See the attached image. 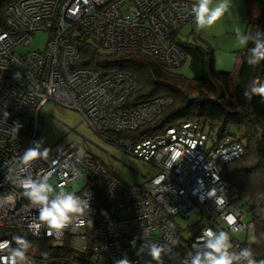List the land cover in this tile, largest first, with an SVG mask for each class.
<instances>
[{
    "label": "built area",
    "instance_id": "obj_1",
    "mask_svg": "<svg viewBox=\"0 0 264 264\" xmlns=\"http://www.w3.org/2000/svg\"><path fill=\"white\" fill-rule=\"evenodd\" d=\"M195 3L14 0L5 7L0 25V242L9 245L0 250V264H8L11 249L18 247L2 234L14 229H24L38 240L69 237L83 249L84 228L98 194L104 204L95 221L92 252L106 257L104 264L125 258L129 264H192L198 254L204 261L208 229L214 237L228 234L230 253L246 247L243 238L253 234L254 224L245 219L237 203L238 190L221 178L224 165L244 153L242 135L207 132L197 121L185 120L134 138L129 133L161 121L172 97L161 93L137 102L131 97L140 86L128 73L105 75L77 66L78 43L85 39L103 51H143L166 68L180 67L186 54L171 37L194 18ZM38 32L48 34L45 46L23 51ZM15 73L20 74L18 79ZM47 102L79 112L101 140L150 163L155 174L145 185L125 184L99 157L74 141L63 144V139L50 148L54 152L49 158L20 161L26 149L36 146L33 142L41 141V146L45 139L38 114ZM29 177L35 181L47 177L53 190L75 192L88 202L85 214L48 235L47 224L38 220V206L30 203L20 187ZM209 190H215L214 197ZM57 194L51 192L50 199ZM176 217L195 219L182 228ZM32 222L40 224L38 235L29 229ZM153 245L161 248L158 259L151 255Z\"/></svg>",
    "mask_w": 264,
    "mask_h": 264
},
{
    "label": "trees",
    "instance_id": "obj_2",
    "mask_svg": "<svg viewBox=\"0 0 264 264\" xmlns=\"http://www.w3.org/2000/svg\"><path fill=\"white\" fill-rule=\"evenodd\" d=\"M12 1L0 0V25L3 11ZM245 2L249 34L258 30L264 32V0ZM171 40L186 54L185 62L189 61L191 79L175 69L164 67L147 52H104L85 39L78 43L80 58L77 66L89 67L105 75L119 71L128 73L140 86L131 97L137 102L147 101L161 93L172 97L173 102L163 113L161 121L155 126L145 125L129 133L134 138L155 134L163 127L185 120L197 121L204 131L216 134L232 132V128L242 132L244 153L224 165L221 178L238 190L240 198L246 197L245 205L254 224V234L246 237L243 243L246 247L251 246L258 262L264 261V98L252 95L249 100L245 96L254 80L259 78L264 83V60L255 66L247 63L248 50L254 46L249 42L239 51L241 60L235 71H223L216 68L214 49L207 43L196 45L180 40L178 33L173 34ZM103 204V198L98 194L84 228L86 244L83 249L74 246L69 237L55 243L51 239H35L24 229L2 234L14 244L15 237L28 240L31 247L26 255L37 263L46 261L51 264V260H56L61 264L77 260L80 264H104L107 258H95L92 252L95 221Z\"/></svg>",
    "mask_w": 264,
    "mask_h": 264
},
{
    "label": "rangeland",
    "instance_id": "obj_3",
    "mask_svg": "<svg viewBox=\"0 0 264 264\" xmlns=\"http://www.w3.org/2000/svg\"><path fill=\"white\" fill-rule=\"evenodd\" d=\"M220 2L221 1L218 0L217 3ZM232 12L233 10L230 7L211 27L205 28V32H203L202 29L193 28L195 31L194 34H191L192 27L188 25V22L181 28L178 34L179 39L193 42L196 45L197 43H207L214 49L216 68L225 71H235L234 69L241 60L239 51L245 47L239 44L236 33L239 31L243 34H249L250 30L247 27V15L244 12L239 15L236 11L233 12L232 15ZM214 33H216L217 36ZM206 34L209 35V37L204 36ZM47 39L48 34L46 32H38L34 35L29 46L23 48V51L41 49L45 46ZM174 71L182 74L188 79L192 77L188 60ZM38 115L45 134V139L40 149L41 151H44L45 148L48 150V158L54 152V149L50 148L62 138L63 144L74 141L80 144L88 153L99 157L103 163L111 169L113 175L125 184L145 185L146 181L156 172V169L150 163L125 152L113 143L101 140L90 126L82 121L81 114L75 110L65 108L56 103L47 102L41 106ZM231 131L239 136L242 134L237 128H232ZM255 158H257V155H255ZM137 173L146 176V179L142 178ZM61 191L64 190L56 189L53 190L52 193L56 194ZM237 203L246 215V219H248V206L245 205L246 197L240 198ZM194 219V217L188 219L175 218L182 228L191 225ZM53 242L57 243L58 241ZM28 257L30 256L28 255ZM96 257L97 256H95V258ZM30 258L27 259H29L32 264L37 263ZM55 261L51 260V264L59 263ZM18 264H21V262H18ZM22 264H28V261L22 262ZM38 264H47V262H38ZM61 264H80V262L71 260Z\"/></svg>",
    "mask_w": 264,
    "mask_h": 264
},
{
    "label": "clouds",
    "instance_id": "obj_4",
    "mask_svg": "<svg viewBox=\"0 0 264 264\" xmlns=\"http://www.w3.org/2000/svg\"><path fill=\"white\" fill-rule=\"evenodd\" d=\"M212 4L213 0H196V3L192 7V13L194 14L195 26L197 28L205 29L207 27H211L224 15L225 12L229 10L231 7V0H221V2L215 7H212ZM194 18H192V20ZM236 36L241 46H247L249 42L254 45L248 50L250 53L247 58L248 64L255 66L259 64L261 60H264V32L258 30L253 34H243L237 31ZM19 76V73L14 74V78L18 79ZM252 95H259L261 98H264V83H261L259 78L253 81V85L250 90L245 91V96L249 100ZM8 115L9 114L5 112V116L7 117ZM40 143L41 141L33 142L36 146L26 149L20 157V161L27 164L29 161L37 158L46 159L48 150L45 148L44 151H39ZM215 179L218 180L219 177L217 176ZM20 187L23 189V194L28 198L30 203L33 206H38V220L41 223L47 224L49 229L47 233L48 235L52 234V230H62L68 227L73 220L82 217L85 214V209L89 207L87 200L78 197L75 192L61 191L55 195L54 198L50 199L49 194L53 191V189L47 182V177H45L42 181H35L29 177L21 181ZM60 187L63 188L64 186L61 185ZM208 195L210 197H214L215 190H209ZM12 202L14 203V198L12 199ZM81 203H83V207L81 206ZM217 203H222V200L217 198ZM247 220H250V218L248 217ZM229 222H231V219ZM29 229L33 231L34 235H38L40 224L32 222L29 224ZM204 235L208 237L206 243L208 251L204 254L205 260L202 261L198 254L193 259L192 264H233V261H245L246 264H264V261H257L258 256L257 260L254 258L255 252L253 253L251 246L241 248L238 253H230L228 249L232 247V244L226 232H221L219 236L214 237L213 232L208 229L205 230ZM252 235L253 234L250 236ZM246 237H244L243 240H245ZM15 243L18 247L11 249L9 256L7 257L8 264H18V262H21L22 264V262L27 260L26 252L31 247L30 242L23 237H15ZM130 244L134 246L135 239L130 241ZM8 245L9 242L7 241L0 242V250L8 247ZM160 252L161 248L156 247L155 245L152 246L151 255L154 259L159 258ZM28 264H30V261H28ZM115 264H129V261L125 258L115 261Z\"/></svg>",
    "mask_w": 264,
    "mask_h": 264
},
{
    "label": "crops",
    "instance_id": "obj_5",
    "mask_svg": "<svg viewBox=\"0 0 264 264\" xmlns=\"http://www.w3.org/2000/svg\"><path fill=\"white\" fill-rule=\"evenodd\" d=\"M189 1L196 2V0H189ZM219 1H221V0H219ZM217 2H218V0H213L212 7H215L218 4ZM231 8H232L233 12L236 11L239 15H241L242 12H244L247 15V5H246L245 0H243V1L242 0H231ZM233 12H232V15H233ZM188 25L192 27V29H191L192 33L191 34H194L195 29H193V28H197L195 26V18L191 22H189ZM202 30H203V32H205L204 29H202ZM214 34L217 36L216 33H214ZM204 36L209 37V35H207V34ZM223 71H225V70H223Z\"/></svg>",
    "mask_w": 264,
    "mask_h": 264
}]
</instances>
